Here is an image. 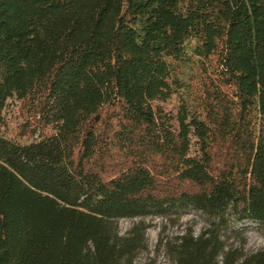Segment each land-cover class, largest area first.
Masks as SVG:
<instances>
[{"label":"trees","instance_id":"obj_1","mask_svg":"<svg viewBox=\"0 0 264 264\" xmlns=\"http://www.w3.org/2000/svg\"><path fill=\"white\" fill-rule=\"evenodd\" d=\"M187 53L190 115L158 95ZM263 116L264 0H0V264H134L148 225L118 219L186 208L172 262L264 264L222 234L264 227Z\"/></svg>","mask_w":264,"mask_h":264},{"label":"rangeland","instance_id":"obj_2","mask_svg":"<svg viewBox=\"0 0 264 264\" xmlns=\"http://www.w3.org/2000/svg\"><path fill=\"white\" fill-rule=\"evenodd\" d=\"M197 59L187 53L179 60V68L176 73L164 78L158 88L159 102L173 112L185 109L188 114H193L192 104V80L197 71ZM4 130L8 134L20 131L25 122L26 113L20 109L18 99L13 95L7 98L4 109ZM264 122V116L261 118ZM261 126V125H260ZM143 219L148 225L146 229L147 244L134 260V264H175L166 255L159 243L184 229L191 228L198 233L207 225L206 216L194 209H182L171 217L161 215H147L144 217H122L118 219L120 232H126L135 222ZM227 244L242 245L245 251L264 247V227L253 220H236L223 232Z\"/></svg>","mask_w":264,"mask_h":264}]
</instances>
